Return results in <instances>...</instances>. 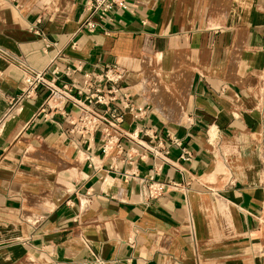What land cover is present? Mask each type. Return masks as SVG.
Listing matches in <instances>:
<instances>
[{
    "label": "crops",
    "instance_id": "obj_1",
    "mask_svg": "<svg viewBox=\"0 0 264 264\" xmlns=\"http://www.w3.org/2000/svg\"><path fill=\"white\" fill-rule=\"evenodd\" d=\"M85 14L0 0V264H264V0ZM113 64L116 124L75 131L49 88L17 100L35 70L88 103L84 73ZM150 176L176 185L149 198Z\"/></svg>",
    "mask_w": 264,
    "mask_h": 264
},
{
    "label": "built area",
    "instance_id": "obj_2",
    "mask_svg": "<svg viewBox=\"0 0 264 264\" xmlns=\"http://www.w3.org/2000/svg\"><path fill=\"white\" fill-rule=\"evenodd\" d=\"M114 7H126V0H85L86 14L82 24L92 29L94 22L92 17H102ZM125 70L120 65H107L99 69V71H87L84 73L83 85L76 89L77 94H85V100L81 101L71 92L68 84L60 80L61 84H52L47 87L49 83H54L58 78L51 80L46 79V75L41 71L29 70L25 76V89L23 93L17 98L31 96L39 88H49L48 94L45 96L43 108L59 109L66 101H72L78 104L80 108L79 115L72 121L73 129L79 133H89L93 131L100 124L110 125L116 124L121 120L122 114L117 111L111 104L116 100V95L121 89V82L124 80ZM124 95V94H123ZM125 96V95H124ZM15 100L8 107L7 113L12 109ZM95 106H103V109L97 111ZM128 108V103L123 101V107ZM105 130V139L103 144V151L105 152L110 144L112 138ZM144 134L147 132L144 130ZM153 139H158L157 135H152ZM159 144V143H158ZM145 193L149 198L160 195L168 186H174L176 183L156 181L151 176L143 181Z\"/></svg>",
    "mask_w": 264,
    "mask_h": 264
}]
</instances>
